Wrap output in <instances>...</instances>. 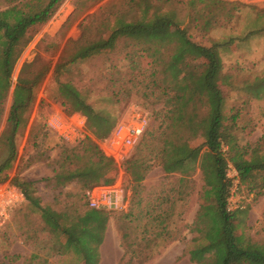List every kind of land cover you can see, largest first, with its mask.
Segmentation results:
<instances>
[{
	"label": "trees",
	"instance_id": "1",
	"mask_svg": "<svg viewBox=\"0 0 264 264\" xmlns=\"http://www.w3.org/2000/svg\"><path fill=\"white\" fill-rule=\"evenodd\" d=\"M60 1L5 0L6 6L0 11L2 95L11 87L13 70L25 48L51 19ZM102 1L84 0L85 6L88 4L85 11ZM241 9L256 11L255 24L247 29L244 39L263 36L264 8L238 1L114 0L86 16L81 24V38L68 42L75 45L73 53L60 58L53 75L61 105L68 115L79 114L85 119V128L90 136L76 147L62 152L61 170L49 180L50 185L60 189L78 184L83 191L80 200L85 198L89 202L94 188L111 186L117 175L114 160L104 155L98 146L99 141L112 133L115 119L110 114L96 111L76 88L60 80L67 74L70 65L109 53L121 37L150 43L171 39L169 35L174 33V45L178 51L169 62L172 77L163 80L150 75L151 86H147L151 93L157 91L156 96L163 102L162 109L165 111L161 116V126L164 127L156 137L142 138L121 166L135 190L152 170L153 160H157L166 176L178 175L177 188L175 192L171 190L176 194L178 185L179 188L193 186L192 173L198 169L204 184L200 202L203 212L198 218H207L208 222L205 229L196 227L204 235L195 242L203 240L204 244L190 251V258L196 264H264V243L237 235V212H229L226 206L231 186L227 178L229 165L235 169L240 185L248 192L264 194V154L260 150L258 156L249 159L250 147L238 145L233 130L242 133L245 125L239 127L236 119L240 115L237 112L232 114L225 111L226 99L219 85L224 69V52H234L240 39L230 36L218 41L209 40L210 45L206 46L189 35L190 31L195 30L208 37L221 20L231 22L235 12ZM92 29L97 33L89 38L87 34ZM188 57L194 60L186 61ZM127 61L130 62V59ZM49 66V63L45 64L36 57L24 63L20 69L11 95L7 126L0 133V138L5 137L3 155L0 154V182L8 178L6 172L11 168L16 154L15 138L18 131L25 127L34 90L48 73ZM251 84L250 87L243 86L244 91L251 95L253 101H262L264 75L256 77ZM4 98L0 97V117ZM155 140L161 141L157 151L153 144ZM72 165L77 167L70 170L68 167ZM259 178L261 183H257ZM11 182L39 214L44 227L54 239V251L73 255L77 264H96L97 246L103 240L108 222L105 211L80 210L76 205L62 211L44 207L35 196L33 183L20 181L17 177ZM163 201L168 202L169 199ZM142 215L148 220L147 224H155V229L150 231L153 239L162 243L176 239L167 227L170 213L163 210L161 204H150L138 213H134L133 208L122 213L120 219L127 223L126 226L118 223L120 246L130 258L140 260L139 264L153 258L152 248L140 247L129 231L128 226ZM147 242L152 244L154 241Z\"/></svg>",
	"mask_w": 264,
	"mask_h": 264
},
{
	"label": "rangeland",
	"instance_id": "2",
	"mask_svg": "<svg viewBox=\"0 0 264 264\" xmlns=\"http://www.w3.org/2000/svg\"><path fill=\"white\" fill-rule=\"evenodd\" d=\"M111 1L114 0H103L92 9L85 11L88 4L86 3L85 6L84 0H61L56 5L51 19L42 26L22 53L12 73L11 87L4 95L0 92V97H5L0 117L1 133L7 126V116L12 104L11 95L22 65L33 61L36 57L41 62L50 64L48 73L34 90L33 102L26 113L25 127L18 131L15 138L16 154L11 168L6 172L8 178L0 182V264H77L73 255H63L54 251V239L44 227L39 214L25 199L14 197L13 202L9 204L5 201L3 203L2 199L6 196V189L19 191L11 182L17 177L20 181L33 183L35 196L44 207H52L58 211L72 205H76L80 210L91 209L85 198L80 200L83 194L80 185L72 184L60 189L50 185L49 180L61 170L62 152L76 147L85 137L90 136L85 128V119L79 114L68 115L61 105L53 72L61 57L73 53L75 45L68 42H76L81 38V24L86 16ZM229 1L264 8V0ZM5 6V0H0V11ZM255 19L256 11L241 9L235 12L231 22L226 19L221 20L217 29L208 37L202 36L195 30L189 33L194 41L206 46L210 45L209 40L218 41L230 36L240 39L234 52H224V69L219 78V85L226 99L224 109L229 113L237 112L240 115L236 119L239 127L244 126L248 121L252 122L257 117H264V99L253 101L251 95L243 89V86L250 87L256 77L264 75V33L263 36L244 39L247 29L254 26ZM96 33L92 29L87 35L92 38ZM173 36L174 33H171L169 35L171 39L150 43L121 37L116 41L112 51L70 65L67 74L60 78L61 81L68 82L76 88L96 111L110 114L115 119L112 133L98 142L104 155L112 158L117 166L115 181L107 187L121 193L122 207L114 211H105L109 221L107 226L109 239L116 244L120 242L118 223H121L120 225L123 223L125 226L127 223L126 221L124 223L120 216L132 208L134 213H138L147 209L150 204H161L163 210L170 213L167 227L176 239L166 243L150 236L155 224H147L148 220L143 215L128 226L132 239H137L140 247L152 248L153 258L143 264H151L160 257L163 258L158 264H196L189 258V253L197 245L204 244L203 240L195 242L204 235V232H198L196 227L205 229L208 222L207 218H198L203 212L200 202L204 185L198 169L192 173L193 186L179 188L178 185V194H176L174 192L177 188L178 175L166 176L158 161L153 160L152 170L134 190L121 166L129 155L119 158L115 153L116 149L110 148V140H113L119 128H122L123 134L128 128L142 122L144 131L137 146L142 138L156 137L164 127L161 126V116L165 111L162 109L163 102L156 96L157 91L151 93L147 86H151L153 74L163 80L172 77L169 62L178 51ZM127 59H130V62ZM185 60L192 61L194 58L188 57ZM233 134L237 137L239 146L250 147L247 158L258 156L260 150L264 154V138L250 145L245 143L243 132L239 133L234 129ZM160 143L161 141H154L156 151ZM4 144L3 136L0 138L1 155ZM75 167L77 165L68 168L73 170ZM228 179L233 183L231 172ZM257 183H261L260 178L257 179ZM172 189L174 192L171 191ZM231 189L232 186L227 199L231 198L233 203H241L245 207L241 211H236V234L244 235L257 243H264V194H257L259 191L248 192L240 185L230 196ZM165 198L169 201L164 202ZM141 238L144 240H140ZM148 240L154 242L148 244ZM167 249L170 254L164 256L167 255L165 252ZM210 255L213 257V251ZM139 263L140 260L130 258L125 253L120 262V264Z\"/></svg>",
	"mask_w": 264,
	"mask_h": 264
},
{
	"label": "built area",
	"instance_id": "3",
	"mask_svg": "<svg viewBox=\"0 0 264 264\" xmlns=\"http://www.w3.org/2000/svg\"><path fill=\"white\" fill-rule=\"evenodd\" d=\"M144 131V124L139 122L137 125L128 128L123 134L122 128H119L113 140H110V148L116 149V154L119 158H123L128 156L133 148L138 143L139 139L141 138ZM229 173L231 172L233 176V183L230 182L232 189L231 194L234 193L238 187L240 186V182L238 179L237 172L235 169L229 165L228 166ZM227 170V178H229V173ZM230 181V180H229ZM15 191V192H14ZM6 196L2 199L3 203L5 201L6 204L13 202L14 197L23 200L24 197L20 191H16V189L12 190H5ZM14 194V195H13ZM118 190H115L111 187H100L95 188L91 191L89 197V206L91 209L98 210V211H114L118 208L122 207L121 196ZM13 196V197H12ZM227 210L229 212L241 211L245 207L241 203H233L232 199H227ZM4 210V207L2 208Z\"/></svg>",
	"mask_w": 264,
	"mask_h": 264
},
{
	"label": "crops",
	"instance_id": "4",
	"mask_svg": "<svg viewBox=\"0 0 264 264\" xmlns=\"http://www.w3.org/2000/svg\"><path fill=\"white\" fill-rule=\"evenodd\" d=\"M246 129H244L243 133L245 135L244 140L245 143L248 144H255L260 139L264 138V117H257L255 120L249 123V121L245 124ZM127 206V202L124 205ZM124 207V208H125ZM109 221L106 224V229L103 234V240L100 243L99 246H97V259L96 264H120V262L124 258V250L120 247V242L117 244L112 242L111 239H109V235L107 233ZM168 256L170 253L168 252V249L165 251ZM189 253V258H190ZM163 257H160V259H156L151 264H158L162 260ZM84 264V263H83ZM150 264V263H149Z\"/></svg>",
	"mask_w": 264,
	"mask_h": 264
}]
</instances>
